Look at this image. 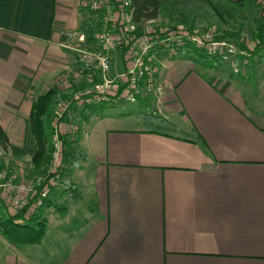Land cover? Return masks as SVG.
<instances>
[{
    "label": "crops",
    "instance_id": "1",
    "mask_svg": "<svg viewBox=\"0 0 264 264\" xmlns=\"http://www.w3.org/2000/svg\"><path fill=\"white\" fill-rule=\"evenodd\" d=\"M80 21L79 0H0V125L11 143H21L32 101L76 69L64 45ZM218 63L162 59L161 98L138 100L181 134L91 110L106 103L78 107V200L62 212L56 185L41 242L10 243L19 247L0 264H264V91L245 95ZM8 156L10 169L27 166Z\"/></svg>",
    "mask_w": 264,
    "mask_h": 264
},
{
    "label": "built area",
    "instance_id": "2",
    "mask_svg": "<svg viewBox=\"0 0 264 264\" xmlns=\"http://www.w3.org/2000/svg\"><path fill=\"white\" fill-rule=\"evenodd\" d=\"M257 5L258 17L264 20V0H257ZM79 6L81 19L85 17L89 24L98 27L95 43L88 45L83 32L79 31L75 33L76 43L72 44V39L65 43L66 48L76 52V69L59 73L55 85L60 90H68L72 84L84 79L88 86L72 91L70 100L57 103V119L70 109L69 105L134 103L140 98L159 100L163 88L157 78V67L162 59L193 53L203 60L222 62L231 74L238 75L246 73L259 48L264 50V37L254 39L245 31L239 39L232 40L222 37L215 26L187 27L158 19L145 21L139 29L133 20L131 0H79ZM117 50L122 56V70H114ZM74 78L77 81L74 82ZM61 121L58 129L66 125V130L60 129L59 133L71 134L77 129L75 122L64 124ZM70 127H73L72 131ZM54 138L51 172L56 171L60 158L57 135ZM16 166L15 170L7 164L0 166V203L4 202L9 211H15L24 208L34 196L33 205L39 207L49 192L48 186L43 185L45 178L28 177L25 168L20 164Z\"/></svg>",
    "mask_w": 264,
    "mask_h": 264
},
{
    "label": "trees",
    "instance_id": "3",
    "mask_svg": "<svg viewBox=\"0 0 264 264\" xmlns=\"http://www.w3.org/2000/svg\"><path fill=\"white\" fill-rule=\"evenodd\" d=\"M131 5L133 20L139 29L145 21L158 18L172 23H182L187 27H194L199 23L214 20L222 37L236 40L244 31L254 39L261 40L264 37V20L258 17L257 0H131ZM97 29L98 27L89 24L83 17L78 31L83 32L88 45H94V34ZM258 51H260L258 57L264 61L263 48H259ZM183 56L192 61L196 59L204 64L208 61V59L203 60L193 53ZM73 61L77 64L76 58ZM220 63L222 62L218 64ZM255 67L256 61H251V65L246 71L247 74H252ZM86 86L88 83L82 79L80 82L72 84L68 90L51 87L38 95L32 101L30 114L25 120L24 135L20 144L11 143L7 133L0 125V147L2 150L9 152L14 160L27 159V176H43L45 178L43 185H47L49 188L47 196L42 199V204L39 207L33 205L34 196L30 197L24 208L15 211H9L4 202L0 203V235L13 245L41 242L47 229L46 209L50 207V194L56 185H61L62 191L68 197L67 205L58 207L62 212L73 206L78 200L79 195L75 184L69 177L63 175L66 169L73 170L85 158L84 152L78 144L80 135L72 137L69 133H59L58 122L63 117L73 114H81L83 120L86 119V116L78 110V106L69 105L70 109L57 119L55 107L61 101L70 100L72 91L84 89ZM91 110L94 111L93 108ZM139 119L143 121L145 127L151 130L182 133L179 127L155 114L142 113ZM55 135L59 140L60 160L56 171L51 172L49 168L55 150ZM0 166L2 167V164Z\"/></svg>",
    "mask_w": 264,
    "mask_h": 264
},
{
    "label": "rangeland",
    "instance_id": "4",
    "mask_svg": "<svg viewBox=\"0 0 264 264\" xmlns=\"http://www.w3.org/2000/svg\"><path fill=\"white\" fill-rule=\"evenodd\" d=\"M158 21H165V19H161L158 18ZM199 26H215L217 28V23L214 20H210L208 22H204V23H199ZM197 25V26H198ZM77 42V34H75L72 37V44ZM68 50L71 54V58L75 59L76 58V52L73 50H69L68 48L66 49ZM256 67L254 68L253 73L248 76L247 72L245 74H238L235 75L234 77L236 79H240L243 81V90L245 92V95L248 96H253L256 93L258 94V92L260 91V89L262 91H264V61L260 60V57L256 58ZM116 65V63H115ZM67 71V70H66ZM217 71H221L222 74L224 75H228L230 72L228 70V68L226 67V65L224 64H219ZM247 74V75H246ZM246 75V76H244ZM70 92V91H69ZM264 94V93H263ZM142 101H137V102H125V101H118V102H109L106 104H102L100 106V109H94L93 112L98 113L102 116V118H116V117H125V118H131L132 115L134 114L135 117H140L142 116V113L144 114H154L152 113V107L149 104H142ZM86 110L84 109V112ZM81 114H73L71 119L68 120H64V117L62 118V123H68V122H75V124H77V129H75L73 131V133H71L72 137H75L77 135L82 134V127H83V119L81 118ZM132 119V118H131ZM127 120L128 123L133 121L132 120ZM79 121V122H78ZM95 120L90 121L88 128L91 129L92 125H94ZM124 123H127L126 120L124 121ZM91 126V127H90ZM73 127H70L69 130L72 131ZM61 131H65L66 130V125H62L61 126ZM59 129V131H60ZM62 133V132H61ZM70 134V133H69ZM9 156H8V152H5L2 150V148L0 147V163L2 164V166H6V163L9 162ZM60 158L58 159L59 162ZM53 161V160H52ZM52 164V162H51ZM82 164V162L79 163V165L77 167H80ZM23 168H27V166L25 165V163H21L20 164ZM72 170H67L64 172L63 176L69 177L71 176V172ZM61 187V186H60ZM67 195L64 196V198L62 197V201H60L58 204L64 205V207L67 205L66 203V199H67ZM49 217H47L48 219ZM48 227V224H47ZM14 247H19V246H13L11 245L6 239H4L1 235H0V255H3L4 251L7 252L8 250L11 251V249H13Z\"/></svg>",
    "mask_w": 264,
    "mask_h": 264
}]
</instances>
